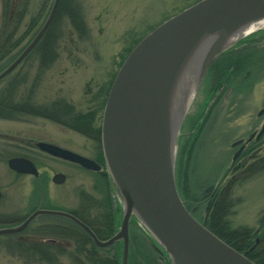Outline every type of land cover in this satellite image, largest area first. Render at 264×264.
Here are the masks:
<instances>
[{
  "label": "rangeland",
  "instance_id": "obj_1",
  "mask_svg": "<svg viewBox=\"0 0 264 264\" xmlns=\"http://www.w3.org/2000/svg\"><path fill=\"white\" fill-rule=\"evenodd\" d=\"M49 1L31 0L26 22L43 11L40 25L44 23L54 2ZM198 1L77 0L86 32L75 30L68 19H62L59 56L52 67L39 78L35 55L1 80L0 90L22 71L27 78V89L36 85L37 101L45 104L66 99L78 112L84 113L91 102L90 93L101 88L108 92L129 50L137 42ZM229 50L208 69L179 130L174 157L176 186L185 205L203 225L213 203L229 187L231 210L227 218L230 226L258 230L264 218V169L245 181H241L243 176L239 171L252 163L254 157H264V135L260 143L255 145L254 142L245 148L234 147V143L256 135L264 123V114L259 115L264 109V29L240 39ZM19 54L14 52L4 60L0 72ZM36 80L38 84H33ZM102 115L99 113V119ZM26 138L37 143L55 141L79 155L90 159L95 156L96 146L86 137L43 119L0 120V189L3 193L0 228L18 224L38 208L81 213V195L85 193L96 199L109 194L117 232L124 202L110 174L105 183V176L98 172L43 156L41 150L25 143ZM239 151L240 155L233 161ZM245 152L248 154L244 155ZM17 155H28L39 162L45 159L50 167H40V170H47L50 177L56 172L64 173L65 183L48 182L37 191L33 178L17 176L9 169L8 161ZM211 187L213 189L209 190ZM28 236H32V232H28ZM120 247L123 249L118 242L117 248ZM13 255L7 242L0 239V264H23ZM128 264H172L169 255L137 218H133L130 225Z\"/></svg>",
  "mask_w": 264,
  "mask_h": 264
},
{
  "label": "water",
  "instance_id": "obj_2",
  "mask_svg": "<svg viewBox=\"0 0 264 264\" xmlns=\"http://www.w3.org/2000/svg\"><path fill=\"white\" fill-rule=\"evenodd\" d=\"M59 4L60 0H54L40 31L0 72V81L36 47L49 29ZM261 21H264V0H200L157 26L128 55L108 94L101 130L107 169L124 202L122 222L113 237L100 240L73 214L45 209H37L17 226L0 228V236L19 234L40 217L63 218L81 228L100 248L122 242L121 264H128L130 225L135 217L169 255L172 264H256L246 253L236 251L200 223L180 197L174 157L185 117L175 132L173 105L182 76L199 51L203 50L198 56L201 62L196 93L210 66L245 37L234 44L232 38ZM263 134L264 125L257 137ZM37 147L84 169L101 171L95 161L73 151L44 142ZM239 155L240 151L233 161ZM8 167L18 174H39L33 162L23 157L10 159ZM64 181L61 174L53 178L55 184Z\"/></svg>",
  "mask_w": 264,
  "mask_h": 264
},
{
  "label": "trees",
  "instance_id": "obj_3",
  "mask_svg": "<svg viewBox=\"0 0 264 264\" xmlns=\"http://www.w3.org/2000/svg\"><path fill=\"white\" fill-rule=\"evenodd\" d=\"M0 1L1 70L5 65L4 60L14 52L15 55L21 53L36 36L43 24L40 25L43 11L26 22L31 0ZM76 2L77 0H60L57 13L48 31L20 66L36 55L39 78L52 67L59 56L58 44L62 38L60 30L62 19H68L75 30L81 33L86 32V25ZM27 40V44L23 45ZM133 48L129 50V53ZM23 74L25 73L22 71L17 73L12 81L0 90V120L21 122L38 118L49 120L61 118L62 124L67 128L84 136L94 133V137L100 140V129L90 128V114L74 113L72 106L63 100L40 103L36 97V85L27 89V78ZM39 78L37 77L38 81ZM37 80L32 83L38 84ZM262 138L263 136L255 142V145L260 143ZM99 162L105 165L102 153ZM262 169H264V157H254L252 163L240 168L239 173L244 177L241 181L256 175ZM107 175H104L105 183L108 180ZM109 184L110 182L106 184V187ZM188 193L187 189V197ZM229 194L228 187L213 203L205 226L236 251L246 253L251 261L264 264V218L261 219V227L258 230L232 228L227 218L231 210ZM81 196L83 201L81 213L69 212L90 227L100 240L104 241L113 237L116 233L115 215L109 194L102 199L92 198L85 193ZM186 206L190 209L188 205ZM28 232H32V236H28ZM0 239L7 242L11 254H14L13 256L23 264H121L122 262V248H117V243L108 248H100L81 228L58 217H41L23 232Z\"/></svg>",
  "mask_w": 264,
  "mask_h": 264
},
{
  "label": "flooded vegetation",
  "instance_id": "obj_4",
  "mask_svg": "<svg viewBox=\"0 0 264 264\" xmlns=\"http://www.w3.org/2000/svg\"><path fill=\"white\" fill-rule=\"evenodd\" d=\"M113 81H112V83H111V85H110L109 90H108L107 93H105V91L102 88L96 90L95 92L93 91V92L90 93L89 97L91 99V102H90L89 106L87 107L86 112H84L86 114H90V126H91L90 128L96 129V130L100 129V132H101V127H102V118H103V115H102V118L99 119V113H102L103 114V112H104L105 104H106V101H107L108 94H109V91L111 89V86L113 84ZM56 100H63V101H65L67 104H70L72 106V108L74 110L73 111L74 113L78 112L76 106L74 104L68 102L66 99H62L61 98V99H56ZM262 110L263 111H261V113L259 114L260 116H262L264 114V109H262ZM43 120L49 122L50 124H52L53 126H56L58 128H64V129H67V130H71V129L67 128L65 125L62 124V120L63 119H61V118H55L53 120H49V119H43ZM71 131H73V130H71ZM73 132H75V131H73ZM93 134L94 133H92L89 136H84V135H82V136L86 137V139L90 140L96 146L95 156L91 160L95 161L97 164H99L101 166V171H99L98 173L101 176H104V175H107L106 166L105 165L103 166L99 162V160L101 158V153L103 155V150H102V145H101V134H100V140H97L96 139V136L94 137ZM15 139H16L15 141H18L19 140L17 137ZM259 139L260 138H257L256 135L252 134L247 139H240L239 141L235 142L234 143V147L240 146L241 148L242 147L245 148L244 147L245 145H250V144L256 142ZM24 140H25V143L27 145L32 146L33 148H35L37 150L39 149L37 147V142H34L32 139H27V138L24 139ZM47 143L56 145L58 147H61L55 141L47 142ZM236 143H239V144L236 145ZM61 148H63V147H61ZM40 152L43 154V156L50 157L52 160L62 161L64 163L70 164V165L75 166V167H81L78 164H75V163H72V162H69V161H66V160H63V159H60V158L51 156V155H49L46 152H43V151H40ZM17 157H23V158H26V159L30 160L31 162H33V164L37 168V170L39 172L38 176L22 175V174H18V173L15 172L17 176H29V177L33 178L36 181L37 185H38L37 188H36L37 191L39 190V188H41L42 186H44L48 182H53V177L55 175H58V174L64 175L65 176V181H66V175L64 173L56 172V173H54L50 177V175L47 172V170H44V172H42L40 170L41 169L40 167H45V168L50 167L49 164L47 162H45V159H43L42 161L39 162V161L33 159L31 156H28V155H17Z\"/></svg>",
  "mask_w": 264,
  "mask_h": 264
},
{
  "label": "bare ground",
  "instance_id": "obj_5",
  "mask_svg": "<svg viewBox=\"0 0 264 264\" xmlns=\"http://www.w3.org/2000/svg\"><path fill=\"white\" fill-rule=\"evenodd\" d=\"M260 29H264V21L258 22L248 27L238 37L235 36L234 38H232L231 43L234 44L240 37H247L249 34ZM202 52L203 50L199 51L196 58ZM196 58L190 64L186 72L183 74L176 93V99L173 105V128L174 130H176L175 132H178L180 124L188 113L190 106L195 98L196 80L200 67L201 57H198L197 59Z\"/></svg>",
  "mask_w": 264,
  "mask_h": 264
}]
</instances>
